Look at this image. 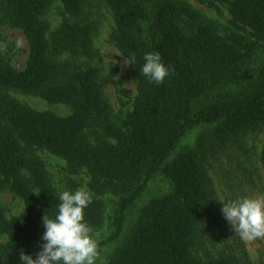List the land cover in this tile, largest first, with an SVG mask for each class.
<instances>
[{"label":"trees","instance_id":"obj_1","mask_svg":"<svg viewBox=\"0 0 264 264\" xmlns=\"http://www.w3.org/2000/svg\"><path fill=\"white\" fill-rule=\"evenodd\" d=\"M59 1L66 17L48 37L42 17L50 0H0V27L18 29L28 46L22 69L0 54V188L24 206L12 220L0 207V237H7L3 263H20L22 250L35 258L43 216L54 218L58 211L59 193L34 155L42 150L63 160L68 174L85 170L89 176L96 197H90L84 220L93 234L104 218L97 197H118L112 231L97 244L99 253L121 239L105 264H241L231 254L204 261L193 249L199 213L215 199L209 157L264 126V0H197L212 8L225 5L232 25L248 30V36L220 35L181 0H154L149 8L141 0H106L114 22L109 41L130 63L136 86L120 122L111 117L98 70L57 59L92 56L94 31L80 21L85 0ZM149 52L158 53L169 69L162 83L141 72ZM8 90L65 105L71 113L34 110L7 96ZM199 126L208 131L172 157L181 139ZM92 128L98 129L94 141L88 134ZM259 162L264 172V145ZM158 174L170 182V191L139 207L125 228L127 215ZM242 255L248 264L243 247Z\"/></svg>","mask_w":264,"mask_h":264},{"label":"rangeland","instance_id":"obj_2","mask_svg":"<svg viewBox=\"0 0 264 264\" xmlns=\"http://www.w3.org/2000/svg\"><path fill=\"white\" fill-rule=\"evenodd\" d=\"M149 8L154 0H141ZM190 5L202 18V21L212 24L220 35L236 31L248 36V30L236 29L231 23V17L225 5L216 3V8L197 0H181ZM84 13L80 18L94 29L92 37L93 55L90 57H71L63 55L57 59L79 67H95L102 82L103 96L110 105V114L115 122H120L126 112L131 109V103L136 92L135 82L131 78L127 61L109 41L114 29L112 14L106 5V0H85ZM66 14L59 0H50V5L42 19L49 26L48 37L62 24ZM0 54L10 60L16 69L24 68L28 58V46L22 33L18 29L7 26L0 27ZM255 55L253 59L258 58ZM255 66V65H254ZM253 66V67H254ZM252 67V68H253ZM10 98L37 111H50L58 116H67L70 109L61 104L51 105L39 97L24 94L15 90L5 93ZM96 128L88 131L89 138L98 133ZM208 126H199L189 131L180 141L178 149L172 157L184 148L191 147L200 133L207 132ZM264 145V126L254 132L247 133L220 147L218 153L209 157L207 161L208 174L212 181L215 199L204 205L199 213L198 232L193 254L201 260L208 261L220 254H231L241 264L243 261L242 247L246 252L248 264H264V236L251 239L242 238L229 224L222 214L225 199L250 197L264 199V172L260 166L259 156ZM34 155L44 163L45 169L60 194L62 191H76L83 189L89 196L96 197L90 190V179L85 170L76 175L68 174L66 163L60 158L46 151L37 150ZM171 189L170 182L164 177L155 175L147 184L142 197L126 218L125 228L130 225L139 207L152 198L167 194ZM104 204V218L101 228L93 234L97 244L105 240L112 231L113 211L118 197L110 193L99 196ZM226 203V201H225ZM0 207L8 220L16 218L23 212V202L14 196L8 188H0ZM123 235V234H122ZM120 238L105 244L100 252L96 264H105L109 255L119 245ZM7 237H0V264L3 263L1 249L6 245Z\"/></svg>","mask_w":264,"mask_h":264},{"label":"clouds","instance_id":"obj_3","mask_svg":"<svg viewBox=\"0 0 264 264\" xmlns=\"http://www.w3.org/2000/svg\"><path fill=\"white\" fill-rule=\"evenodd\" d=\"M143 60L141 72L150 81L159 84L169 75V69L158 53H145ZM58 199L55 217L43 216L45 231L41 250L35 258L22 250L20 264H96L97 242L93 238V229L84 220V209L91 202L89 194L83 189L65 190ZM221 203L224 218L242 238L264 236V199L242 197L225 199Z\"/></svg>","mask_w":264,"mask_h":264}]
</instances>
